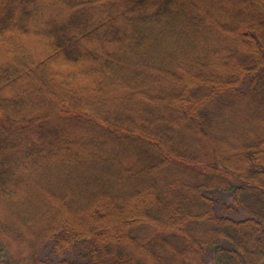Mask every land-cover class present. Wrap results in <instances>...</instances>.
<instances>
[{"label":"trees","instance_id":"obj_1","mask_svg":"<svg viewBox=\"0 0 264 264\" xmlns=\"http://www.w3.org/2000/svg\"><path fill=\"white\" fill-rule=\"evenodd\" d=\"M210 252L264 264V0H0V264Z\"/></svg>","mask_w":264,"mask_h":264},{"label":"rangeland","instance_id":"obj_2","mask_svg":"<svg viewBox=\"0 0 264 264\" xmlns=\"http://www.w3.org/2000/svg\"><path fill=\"white\" fill-rule=\"evenodd\" d=\"M182 55H184V54H182ZM194 69H197V67H195ZM248 85H249L248 82H244L241 85V89L243 91H246L248 88ZM226 149H224V151H223L224 153L222 154L223 160H226V157H227L226 154H229L232 152L231 150H226ZM210 151H212L211 147H210ZM201 152L204 153L205 151L202 150ZM214 199H215L214 201L216 202L215 210H216V214L218 217H220V218L226 217L227 219H230L233 221H244L248 218L247 214L243 211V209H241L239 206H237L233 202V199L229 195L215 193ZM105 208H107V205H105ZM87 217L88 216H83V215L82 216H80V215L76 216V220L79 218L78 219L79 224L77 225V231L80 234L87 232L88 230H86V229H88L91 225L99 224V225H101V227L103 226V229H104V227L107 228L110 226L109 227L110 229L105 230L104 234H101L102 237H105L106 235L107 236L110 235L109 233L112 231V233H114V236L116 238L117 237L121 238L122 236H124V235H122V233L118 234V231H122L123 229H128L127 226H125V223H128V221H130L131 219H133L135 217H136V220H142L143 219L142 216H139L135 207L133 209L128 210V211H121L120 209H117L115 207H113L112 210L109 211V208H107L106 216L99 217L97 220L95 218H93V219H91V222L89 221V223L85 224ZM177 221L178 220L171 221V225H169L170 222H168L169 224L167 223V225H169L170 227H174V226H176ZM107 224H108V226H107ZM111 226H113V227L111 228ZM169 226H167V228H169ZM163 227H165V224ZM77 231H76V233H77ZM79 233H77V234H79ZM102 237H100V238H102ZM139 249L142 250L143 253L146 251L144 249V247H139L137 251H139ZM84 250H86V247L85 248H83V247L78 248V250H76L73 254L69 255V257L73 258L74 256H76L77 253L83 252ZM206 257H207L206 264H215L214 260H213L212 252H210Z\"/></svg>","mask_w":264,"mask_h":264}]
</instances>
